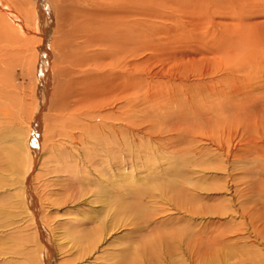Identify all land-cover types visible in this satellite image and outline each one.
Listing matches in <instances>:
<instances>
[{
  "label": "rangeland",
  "instance_id": "obj_1",
  "mask_svg": "<svg viewBox=\"0 0 264 264\" xmlns=\"http://www.w3.org/2000/svg\"><path fill=\"white\" fill-rule=\"evenodd\" d=\"M165 3L152 41L140 42L136 84L125 77L105 91L101 79L83 86L81 72L69 101L83 107L55 118L47 104L35 162L27 145L42 56L53 44L50 35L47 44L36 39L31 7L11 5L29 32L11 30L0 13V264L42 262L26 186L52 225L55 264H101L127 243L156 239L169 250L156 248L157 264H264V2L244 22L218 15L215 3L184 12ZM51 61L50 94L58 78ZM182 191L183 208L168 202ZM119 199L136 203L140 216L115 220ZM99 225L114 230L83 263L74 235ZM181 230L184 241L170 240Z\"/></svg>",
  "mask_w": 264,
  "mask_h": 264
},
{
  "label": "bare ground",
  "instance_id": "obj_2",
  "mask_svg": "<svg viewBox=\"0 0 264 264\" xmlns=\"http://www.w3.org/2000/svg\"><path fill=\"white\" fill-rule=\"evenodd\" d=\"M164 1H166V3L169 2V0L168 2L167 0H56V3L52 4V9L49 10V0H0V13L3 12L7 14L6 17H8L9 21H12L11 25L6 23L8 28L11 29L13 25H15L16 28L19 27L23 32H29L28 29L23 25L24 23L22 22L20 16L12 9L13 7L11 8V5L17 6L18 9L21 8L22 10L29 6L31 7V11L28 10L26 14L31 16L32 13H34L35 15V25L33 29L37 32L36 39L47 44L48 40L50 39V35L53 44L52 54H50L45 48L44 54L42 56L39 71L41 86L37 93V100L39 104L36 108L37 111L34 118L35 121H33L34 133H30L34 135V137L32 136V145H27L31 146V149H33L34 162L37 160L36 158L39 152L38 142L41 130V116L46 106L49 105L48 108H50L51 111H54L55 118H61L65 112L70 113L71 116H76L73 113H77L80 108L83 107L80 106L73 110L69 101L70 98L72 99V97L77 96V93H75L73 87H76L75 84L78 86L81 84V81L79 80L81 72H83L85 76V79L82 82L83 86L87 85L88 81L96 86L95 81L101 79L102 84L106 87L105 91H108L109 87H117L110 86L111 82L112 84H116L117 82L122 83V80L125 77L127 79L131 78V82H135L134 78L135 72L137 73L138 68L137 58L139 54L140 42L141 40L150 42L152 41L150 37L154 36V33L151 31L153 26V22L151 21H153L154 17H156L158 12L156 9L162 7V2ZM171 1L173 4H175L174 7L181 8L180 11L182 12H184L191 4L200 5L203 3L205 5H212L215 3L217 6H212V8H218V15L220 10H223L224 13L222 15L226 18H232V15H235L238 20L244 22L247 21L250 16L248 13L245 14L244 12L252 7L257 0H218V2L215 0ZM261 1L264 2V0ZM241 13H243V15H240ZM237 15L240 16L237 17ZM230 29L232 30V28ZM50 58L52 59L51 62L53 65L56 67L55 73L58 77L54 86V90L51 94L49 92L50 75L48 72V66L50 65L51 60ZM70 68H72V70ZM95 74L98 75L94 76ZM71 75L72 77L70 78V81H67V78ZM75 75H78V77L73 78ZM75 80L76 83H74ZM134 86L135 85H133V87ZM105 91L104 93H106ZM104 93L101 95V98H99L101 103H107L111 99V93ZM87 97L89 100V96ZM30 127L32 128V126ZM116 153H118V151ZM119 153L121 154L120 151ZM90 155L92 157V154ZM101 157L105 158L104 156ZM91 159L93 160L94 158ZM120 160L123 161L121 158ZM107 163L109 164L110 162ZM88 165L90 166V164ZM112 166L113 169L116 170L120 165L112 164ZM114 171L109 172L112 173L110 175L117 176ZM25 188L27 193L26 205L29 208L32 220L35 222L34 226H36V234H38V239L40 240L39 248L40 254L42 255L41 264H55L57 263V254L54 250L55 247L52 245V240H54L51 234L52 225H47L44 221L42 222L43 218H40L38 201L31 194L32 191H29V187L26 186ZM91 189L93 188L91 187ZM174 192H170L174 194V197L172 201L168 202L176 203V206L183 208L184 205H186V201L189 200L187 194L183 191V193ZM91 194H93V192ZM102 199L103 198H101V201L104 203ZM120 199L116 200L115 208L113 209V211L118 210V212H116L117 215L115 214L116 216H114L115 220H118L120 215H123L122 213L124 212L133 215V217L140 216L141 210L136 203L125 204V202ZM132 199L135 200L134 198ZM97 226L89 229L88 231L85 229H77L74 235L75 239L73 240L78 245L80 259L87 256L91 257L94 251L97 249L98 244L101 243L98 242L105 238V236L112 232V230H114L113 228L111 230L105 228L103 225H99V227ZM172 237L174 240H185L183 230L173 233L170 237V240H173ZM156 241L158 240L156 239ZM156 241H150L148 244L146 243L137 246L127 243V246L124 247L121 252L117 253L118 255L111 256V259L108 262L106 261L105 263L101 264H157L158 251L156 248L160 247V249H163L160 251L164 255L167 254L166 251L169 252V250L168 247L164 248L159 244V241ZM226 252L225 256L227 255ZM115 259L116 262H114ZM81 262H83L82 259ZM65 264H74V262H66Z\"/></svg>",
  "mask_w": 264,
  "mask_h": 264
}]
</instances>
